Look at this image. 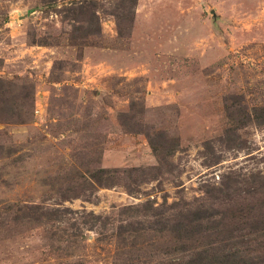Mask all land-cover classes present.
<instances>
[{
    "label": "rangeland",
    "instance_id": "374dc122",
    "mask_svg": "<svg viewBox=\"0 0 264 264\" xmlns=\"http://www.w3.org/2000/svg\"><path fill=\"white\" fill-rule=\"evenodd\" d=\"M260 176L264 0H0V264L264 263Z\"/></svg>",
    "mask_w": 264,
    "mask_h": 264
},
{
    "label": "trees",
    "instance_id": "16d2710c",
    "mask_svg": "<svg viewBox=\"0 0 264 264\" xmlns=\"http://www.w3.org/2000/svg\"><path fill=\"white\" fill-rule=\"evenodd\" d=\"M255 189L256 190H255L254 194L256 196H259V195L261 196L262 194L264 196V176H260V181H258L256 183ZM263 206H264V203H263ZM166 208L168 209V207H166ZM162 214H165V213H162ZM162 214H160L158 217L165 218ZM169 218L173 219L175 221V223H179V224H176V226L179 227V229H180V238L181 239H187V238H189V236L191 234H196L200 231L199 229L196 230L195 226L193 228H189V227H186L184 225H181L180 219L172 218V216ZM196 220H199V219H196ZM184 227H186V228H184ZM228 249H225V250H228ZM230 250H232V249H230ZM238 257H240V258H238ZM238 257L234 256L232 254V252H230L229 255H227L225 260L219 261V260H217L216 256H214V255L209 257L208 255H204V254L200 253V254H197L195 257H193L194 259L191 262V264H196L195 261L202 262L203 260H205V263L209 264L208 258L211 259L210 264H264L260 261H255V259H252L251 257L245 256V259H243L241 254L238 255ZM198 264H200V263H198Z\"/></svg>",
    "mask_w": 264,
    "mask_h": 264
}]
</instances>
